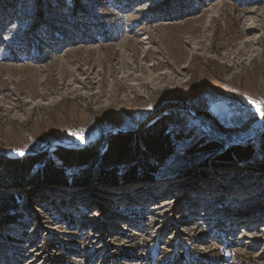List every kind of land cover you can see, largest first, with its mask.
<instances>
[{"label":"rangeland","instance_id":"rangeland-1","mask_svg":"<svg viewBox=\"0 0 264 264\" xmlns=\"http://www.w3.org/2000/svg\"><path fill=\"white\" fill-rule=\"evenodd\" d=\"M163 114L152 177L10 190L0 264H264V0H0V155Z\"/></svg>","mask_w":264,"mask_h":264},{"label":"trees","instance_id":"trees-1","mask_svg":"<svg viewBox=\"0 0 264 264\" xmlns=\"http://www.w3.org/2000/svg\"><path fill=\"white\" fill-rule=\"evenodd\" d=\"M174 123L169 114H163L138 129L115 132L86 147L57 146L51 151L21 157L0 155V225L14 224L18 220L19 199L14 192H9L13 188L42 182L67 185L73 173L81 171L77 178L79 183L104 182L114 187L120 180L118 172L125 164L132 165L126 174L129 182L152 177L156 166L177 151V140L171 131ZM246 152L236 148L235 153ZM228 155L231 154H225ZM65 168L74 170L72 175H67ZM123 256L128 257L125 253Z\"/></svg>","mask_w":264,"mask_h":264},{"label":"snow or ice","instance_id":"snow-or-ice-1","mask_svg":"<svg viewBox=\"0 0 264 264\" xmlns=\"http://www.w3.org/2000/svg\"><path fill=\"white\" fill-rule=\"evenodd\" d=\"M81 139H82V137H81ZM23 154H24L23 152L20 153V155H23Z\"/></svg>","mask_w":264,"mask_h":264}]
</instances>
